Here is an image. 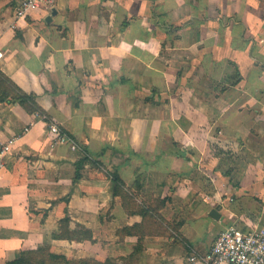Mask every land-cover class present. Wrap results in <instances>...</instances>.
Masks as SVG:
<instances>
[{"label":"crops","instance_id":"0c3cea01","mask_svg":"<svg viewBox=\"0 0 264 264\" xmlns=\"http://www.w3.org/2000/svg\"><path fill=\"white\" fill-rule=\"evenodd\" d=\"M19 1L0 0V69L76 143L53 146L43 116L0 102V144L13 138L0 168V264L42 245L106 264H189L229 224L264 227V0H54L50 20L51 7L15 17ZM187 21L205 32L168 44ZM174 46L185 64L153 72L149 60ZM153 106L164 128L137 140ZM77 144L123 185L88 163L74 179ZM63 217L91 237H55Z\"/></svg>","mask_w":264,"mask_h":264},{"label":"built area","instance_id":"2783aa9c","mask_svg":"<svg viewBox=\"0 0 264 264\" xmlns=\"http://www.w3.org/2000/svg\"><path fill=\"white\" fill-rule=\"evenodd\" d=\"M54 0H20L14 9L15 17L22 18L36 8H50ZM47 131L55 143L73 141L55 123L48 125ZM13 138L0 144V168L4 165ZM189 264H264V227L242 228L232 223L224 227L215 237L211 247L205 252L196 250L187 256Z\"/></svg>","mask_w":264,"mask_h":264},{"label":"trees","instance_id":"16d2710c","mask_svg":"<svg viewBox=\"0 0 264 264\" xmlns=\"http://www.w3.org/2000/svg\"><path fill=\"white\" fill-rule=\"evenodd\" d=\"M238 75V74H237ZM239 79V76L238 78ZM237 81V80H236ZM154 92V90L152 91ZM0 102H7V103H17L23 109H25L28 113H37L45 119V122H49L50 119L48 118L46 111L40 107V105L35 100V96L33 93H28L22 90L10 77H8L3 71L0 69ZM60 130L64 132L68 138L76 143L74 137L66 132L62 127ZM81 152L83 153V157L77 161L76 163V171L74 174V179L80 178L81 173L80 170L83 168L85 163H89L91 154L87 150V148L83 145L77 144ZM97 158V157H96ZM94 164H97L98 167L102 170V175L105 177L113 180L115 184V188H118L123 185L122 179L119 175L115 172H112L105 168L103 163L99 158L95 160ZM69 223V219L67 217H63L60 220L61 230L59 234H56L55 237H64L69 239H80V238H90L91 234L88 230L83 229V236H76L73 237L72 231L66 229ZM67 233L68 235H62ZM52 262H59V264H106L101 263L93 259L89 258H77V259H70L66 258L63 255L51 253L48 249L47 245H42L37 247L36 249H28L22 250L16 258H13L7 261L5 264H50L49 260Z\"/></svg>","mask_w":264,"mask_h":264},{"label":"rangeland","instance_id":"374dc122","mask_svg":"<svg viewBox=\"0 0 264 264\" xmlns=\"http://www.w3.org/2000/svg\"><path fill=\"white\" fill-rule=\"evenodd\" d=\"M234 1V0H232ZM186 2V0H185ZM217 12H215L216 14ZM235 14V12H232V14H230L229 16H223V19L226 21L230 20V21H233V16ZM219 17V16H217ZM215 16V18H217ZM190 22L187 21V22H183V25H180L178 27H174L172 28V30L169 32V36H168V44H173L174 43V40L176 41L178 37H180L181 39V36L185 35L184 33L187 32L189 30V33H186V34H189V36H186L185 38V41H184V45L185 46H191L193 45V40H191V38L193 37L194 39V42H195V37H196V32H199V35H202L205 31L204 30H200L198 29L197 27L194 28V31H192L193 29L190 28L188 26H186L187 24H189ZM191 30V31H190ZM221 34V33H220ZM222 34H224V32H222ZM187 42V44H186ZM196 45L198 43H195ZM180 47H185V46H182L181 44H179ZM175 48L174 49H171V50H167L165 51L163 54H162V57H155V58H152L150 59L149 61V65L151 66V70L154 72H159V70H168V71H171L173 74L181 67L182 64H185L183 62H181V57H182V51L179 50L178 48H176V46H174ZM167 62V63H166ZM199 62V61H198ZM143 63L141 62H137L135 63V69H136V73H141L142 70H140L141 66H142ZM197 64V63H196ZM157 74V73H156ZM236 77V73L233 75V77L231 78V80H229L227 83L230 84L234 78ZM225 86V85H223ZM221 86H219L220 88ZM172 91V90H170ZM169 91V92H170ZM165 93L163 94L164 97H167L169 96L170 94ZM185 101H189L191 99V96L189 95V93H187L185 95V97L183 98ZM131 100V103H132V107L130 106V110L133 109V106L136 105L137 101L139 100V96H135V100L132 99V97L130 98ZM155 99L152 100L153 103H155L154 101ZM155 107L153 106L151 111L149 112H145V114L149 116H151V122H143V120H137V123H136V138L137 140H139V133L140 132H145V131H159L161 129H163V124H160L159 123V114H160V111L158 112L156 109H154ZM175 108L173 106V108L171 109V106H167V109H166V119L168 120V127L169 129H175L176 126H177V123H176V117H175ZM165 109V108H164ZM191 109V108H190ZM128 111V107H125L124 108V112L127 113ZM188 114H192V111L190 110V112L187 111ZM164 114V113H163ZM138 119V118H137ZM51 122H46V129H48V125L50 124ZM53 123V122H52ZM119 125L120 127L122 126H126L127 124L120 121L119 122ZM46 134L48 135L50 141L52 142V145L55 146V145H58L59 143H55L54 140L52 139L53 136L46 130ZM163 139H156L155 142H162ZM120 146H123L125 147V145L121 144ZM95 160H97L96 157L92 156L90 157V161L88 164H90L91 168H92V172H91V175L93 176H98V175H102V170L100 169V167L97 166V164H94ZM137 162H140V161H137ZM137 193V192H136ZM83 230H78V229H74L72 230V235L73 237H76V236H83L84 235V231L82 232ZM62 235H68L67 233L65 234H62ZM49 263L50 264H59V262H52V260L50 259L49 260ZM61 264V263H60Z\"/></svg>","mask_w":264,"mask_h":264},{"label":"water","instance_id":"95a60500","mask_svg":"<svg viewBox=\"0 0 264 264\" xmlns=\"http://www.w3.org/2000/svg\"><path fill=\"white\" fill-rule=\"evenodd\" d=\"M55 13H56L55 9L51 7L50 8V14L46 17V20H50L51 15H53ZM209 215L211 217H213L214 219H219L221 217L220 214L218 213V210L216 207L210 210Z\"/></svg>","mask_w":264,"mask_h":264}]
</instances>
